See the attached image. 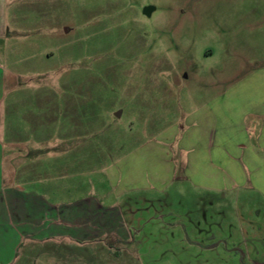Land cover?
I'll return each mask as SVG.
<instances>
[{"label": "rangeland", "instance_id": "374dc122", "mask_svg": "<svg viewBox=\"0 0 264 264\" xmlns=\"http://www.w3.org/2000/svg\"><path fill=\"white\" fill-rule=\"evenodd\" d=\"M4 2L3 183L84 216L73 238L9 232L0 261L264 263V0ZM108 176L134 190L105 211Z\"/></svg>", "mask_w": 264, "mask_h": 264}, {"label": "crops", "instance_id": "0c3cea01", "mask_svg": "<svg viewBox=\"0 0 264 264\" xmlns=\"http://www.w3.org/2000/svg\"><path fill=\"white\" fill-rule=\"evenodd\" d=\"M5 0H0V38L5 37V32H6V14H5ZM5 80H4V75L3 71L1 70L0 67V102L3 101L4 99V91H5ZM208 115L211 113L210 111H207ZM249 113V112H248ZM246 113L243 115V119H245ZM209 117V116H208ZM203 125L204 128L199 127V131L202 136H207L208 142L212 141V134L211 129L207 123ZM196 130V129H195ZM262 132V131H261ZM246 134V133H245ZM264 137V133L261 134V138ZM248 139V138H247ZM246 141V140H245ZM184 140L182 141V143ZM181 143V144H182ZM264 141L261 142V145H258V148L260 147L261 153L262 150H264ZM209 146V145H208ZM223 146V147H222ZM224 144H222L220 147H218L216 150H213L212 148L207 147V149H210L212 153H214L212 160L210 159L209 156V163L212 162L214 165L216 164L215 162H218L219 165H225L232 161L225 152ZM249 148H254V145L252 143L247 142V146L243 147L238 146L236 148V152L239 153V151H245L246 149ZM253 151V150H252ZM262 155V154H261ZM5 155H4V148L2 141L0 140V248H6L9 246V237L8 233L12 232V238L11 241H15V247L18 245L20 240L18 239L19 236L20 238L23 236V234H27L31 240L32 239H38L36 237H40L42 232L38 226H43L42 228H48L50 230L49 234L40 238L48 239V241L51 240V237H56V236H61V237H66L70 236L73 238V236L70 235L72 233L71 231L78 230L79 224L81 221L78 220L80 217L84 214L78 213L74 214L70 211L68 204L65 203V200L61 201L57 199L55 192L51 194V197L49 198L48 202H45L43 204V199H41V196L38 194V183L39 181H34L30 180L27 182H22L21 180H12L15 181L9 187H6L3 183L4 180V175H5ZM107 174L109 175V172L107 170ZM111 175V174H110ZM16 178V177H15ZM108 183H107V192L110 193V189L116 188L115 182L111 180V178L108 176ZM98 190V189H97ZM134 188H129V189H115L114 196H110V199H107L105 195L103 194L104 192H101L100 190L97 192L99 196H102L106 198L105 201L107 202H102L101 204H98L96 202V207H101L105 211H109L114 207V200L113 199H118L121 196L125 195L127 192L133 191ZM55 195V196H52ZM108 196V194L106 195ZM111 202V203H110ZM80 205V204H79ZM55 212V213H54ZM95 212V211H94ZM96 215H98V212H95ZM80 214V215H79ZM113 215V214H112ZM111 215V219H112ZM82 216V217H83ZM104 216V215H103ZM118 220L120 221L121 219V214H117ZM116 222V220H114ZM113 221V222H114ZM121 222V221H120ZM123 222V221H122ZM51 227V228H50ZM72 227V230L71 228ZM95 228V227H93ZM100 231L102 229L101 226L95 228ZM70 231V233H69ZM102 231V230H101ZM110 231H113L110 229ZM243 231V230H242ZM17 234V235H16ZM118 233H116L117 235ZM119 238L122 237L118 235ZM245 237V236H244ZM78 241V239H76ZM192 244H195V247H202L206 249H210L211 251H214L216 249L215 245L211 246H205V245H200V243L194 242ZM11 245V244H10ZM15 247L13 249H15ZM225 253L227 256L232 257L234 252L233 250H226ZM239 253L242 256V259L240 260L241 264H245L247 255L246 253L242 252L239 249ZM5 262L0 261V264H3ZM250 264H264V263H259V262H250Z\"/></svg>", "mask_w": 264, "mask_h": 264}, {"label": "water", "instance_id": "95a60500", "mask_svg": "<svg viewBox=\"0 0 264 264\" xmlns=\"http://www.w3.org/2000/svg\"><path fill=\"white\" fill-rule=\"evenodd\" d=\"M152 12V9H150V8H146L145 10H144V14L145 15H150V13Z\"/></svg>", "mask_w": 264, "mask_h": 264}]
</instances>
